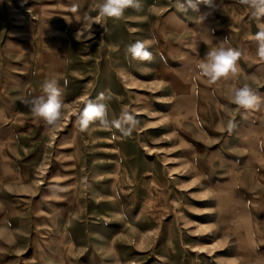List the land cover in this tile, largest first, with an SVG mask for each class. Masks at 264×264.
I'll use <instances>...</instances> for the list:
<instances>
[{
	"label": "rangeland",
	"instance_id": "obj_1",
	"mask_svg": "<svg viewBox=\"0 0 264 264\" xmlns=\"http://www.w3.org/2000/svg\"><path fill=\"white\" fill-rule=\"evenodd\" d=\"M100 2L0 0V264H264V18L240 0H139L119 18ZM136 41L151 60L127 54ZM222 41L236 75L193 80ZM52 78L55 127L26 103ZM244 85L258 108L233 103ZM88 101L136 130L81 131Z\"/></svg>",
	"mask_w": 264,
	"mask_h": 264
},
{
	"label": "clouds",
	"instance_id": "obj_2",
	"mask_svg": "<svg viewBox=\"0 0 264 264\" xmlns=\"http://www.w3.org/2000/svg\"><path fill=\"white\" fill-rule=\"evenodd\" d=\"M204 3L213 7L215 0H178L179 7L187 12L189 9L197 11L198 5ZM240 3L248 6L255 18H264V0H240ZM129 7H139V0H101L99 6L100 14L107 17L119 18ZM255 40L257 42L258 56L264 60V30L259 31ZM227 42L222 41L218 46L211 49L197 65L196 80L206 77L210 83L216 82L221 77L235 76L238 72L237 60L240 53L230 47H226ZM148 44L144 41H136L128 45L127 54L132 59L149 61L152 53L148 50ZM101 100L105 97L100 96ZM233 103L243 109H256L261 104V98L247 85L235 88L232 94ZM32 113L42 118L49 126L55 127L63 118L65 101L63 92L55 78L45 79L42 84V94L32 97L26 101ZM99 122L105 129H117L120 133L129 137L136 130L139 121L132 111L124 108L118 118H110L108 105L106 103H94L88 101L76 117V125L81 131L89 128L93 122ZM231 127V124H229Z\"/></svg>",
	"mask_w": 264,
	"mask_h": 264
}]
</instances>
